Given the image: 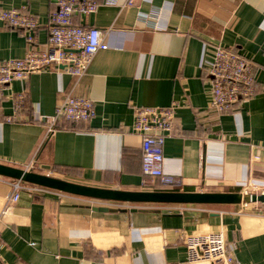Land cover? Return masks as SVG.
<instances>
[{"label": "crops", "instance_id": "obj_1", "mask_svg": "<svg viewBox=\"0 0 264 264\" xmlns=\"http://www.w3.org/2000/svg\"><path fill=\"white\" fill-rule=\"evenodd\" d=\"M0 8L28 12L37 25L34 40L46 44L55 0H0ZM72 22L102 31L108 49L95 54L79 80L47 70L4 90L1 165H33L38 174L125 192L264 191V0H114ZM216 45L252 63L256 88L253 98L221 116L206 111ZM27 51L25 35L0 21V62ZM19 94L24 103L13 118ZM68 94L91 100L93 119L61 121L45 138L37 117L52 116ZM172 102L177 108L163 171L174 185L164 187L142 174L141 139L132 123L136 108ZM15 182L0 176V264H186L185 236L217 231L233 264H264V212L253 204H128L32 191L24 183L3 215Z\"/></svg>", "mask_w": 264, "mask_h": 264}, {"label": "built area", "instance_id": "obj_2", "mask_svg": "<svg viewBox=\"0 0 264 264\" xmlns=\"http://www.w3.org/2000/svg\"><path fill=\"white\" fill-rule=\"evenodd\" d=\"M144 0H127L132 5ZM56 10L50 16L48 38L44 46H38L32 35L35 19L24 9H1L0 21L22 32L28 43V51L20 59L0 62V100L12 82L24 81L32 74L53 70L66 74L74 80L82 78L93 57L108 46L103 32L94 27L77 26L72 22L76 15L94 14L100 4L112 5L114 0H55ZM253 65L244 56L231 48L215 46L213 60L207 69L211 100L206 108L218 116L233 112L256 94ZM24 94L13 98L14 117L23 107ZM177 103L167 107H139L134 110L132 131L141 139L142 174L152 183L159 180L164 187L174 185L173 179L163 171V147L173 131ZM95 115L94 104L81 96L65 95L49 117H37L46 125L45 138L57 129L59 122L72 125L88 123ZM30 165L25 171H32ZM48 176V175H46ZM23 182L16 181L13 193L7 198L1 214H9L18 200V192L24 190ZM45 188L33 185V190ZM186 264H233L222 231L188 235L184 238Z\"/></svg>", "mask_w": 264, "mask_h": 264}, {"label": "water", "instance_id": "obj_3", "mask_svg": "<svg viewBox=\"0 0 264 264\" xmlns=\"http://www.w3.org/2000/svg\"><path fill=\"white\" fill-rule=\"evenodd\" d=\"M0 176L35 185L45 189L85 198L128 204H176V205H264V193H175V192H125L83 186L50 176L25 171L0 164ZM176 212L172 216H177ZM164 216H169L163 213ZM182 216L201 219L200 212H184Z\"/></svg>", "mask_w": 264, "mask_h": 264}, {"label": "rangeland", "instance_id": "obj_4", "mask_svg": "<svg viewBox=\"0 0 264 264\" xmlns=\"http://www.w3.org/2000/svg\"><path fill=\"white\" fill-rule=\"evenodd\" d=\"M247 193L253 194V195H258V194L264 193V191L257 190V189L255 190V188H253V189H249L247 191ZM252 206H253L254 209L261 210V211L264 212V205L255 203Z\"/></svg>", "mask_w": 264, "mask_h": 264}]
</instances>
